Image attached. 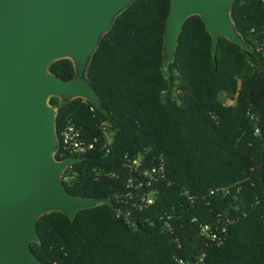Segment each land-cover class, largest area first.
<instances>
[{
    "label": "trees",
    "instance_id": "trees-1",
    "mask_svg": "<svg viewBox=\"0 0 264 264\" xmlns=\"http://www.w3.org/2000/svg\"><path fill=\"white\" fill-rule=\"evenodd\" d=\"M169 5L133 0L100 37L85 74L101 108L79 97L49 98L57 159L66 156L60 132L67 119L83 138L96 139L91 151L72 156L66 189L112 205L72 218L41 215L31 244L39 264H264V0L232 5L231 19L249 48L220 37L213 49L201 18L192 15L163 69ZM48 69L63 80L74 76L67 58ZM103 123L113 131L110 144ZM137 156L162 157L165 177L154 187V203L132 211L128 222L117 215L116 198L126 199L124 163ZM201 223L219 238L202 235Z\"/></svg>",
    "mask_w": 264,
    "mask_h": 264
},
{
    "label": "water",
    "instance_id": "water-1",
    "mask_svg": "<svg viewBox=\"0 0 264 264\" xmlns=\"http://www.w3.org/2000/svg\"><path fill=\"white\" fill-rule=\"evenodd\" d=\"M133 0H0V264H39L31 250L41 215L69 217L108 198L81 197L64 185L74 157L57 159L56 108L50 97L82 98L101 108L86 77L90 57L115 17ZM234 0H170L163 34L162 68L173 60L185 20L197 15L216 48L224 37L249 44L231 19ZM71 61L63 80L48 66Z\"/></svg>",
    "mask_w": 264,
    "mask_h": 264
},
{
    "label": "built area",
    "instance_id": "built-area-1",
    "mask_svg": "<svg viewBox=\"0 0 264 264\" xmlns=\"http://www.w3.org/2000/svg\"><path fill=\"white\" fill-rule=\"evenodd\" d=\"M109 124L103 123L101 134L107 144L113 139V131L108 129ZM96 139L89 141L83 138L80 131L75 127L70 119L66 120L63 129L60 132L61 151L65 157H72L76 154H85L94 148ZM72 164V163H71ZM70 164V165H71ZM129 174L126 178V193L124 200L116 198L118 205L117 215L125 214L126 220L130 222L132 211H141L155 201V185L165 177V167L162 157H157L155 161H148L145 157L137 156L124 163ZM111 174V172L107 173ZM216 190H209L207 194H212ZM228 192L227 189H225ZM170 226V223H166ZM218 228V226L216 227ZM224 230V229H222ZM200 232L206 238L214 241L219 237L217 232L210 224H200Z\"/></svg>",
    "mask_w": 264,
    "mask_h": 264
}]
</instances>
